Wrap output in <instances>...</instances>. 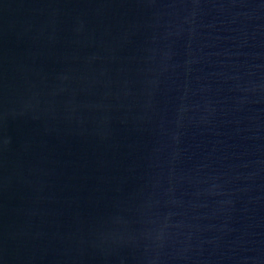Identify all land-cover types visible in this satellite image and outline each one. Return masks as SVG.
I'll return each mask as SVG.
<instances>
[{"label": "water", "instance_id": "95a60500", "mask_svg": "<svg viewBox=\"0 0 264 264\" xmlns=\"http://www.w3.org/2000/svg\"><path fill=\"white\" fill-rule=\"evenodd\" d=\"M0 264H264V0H0Z\"/></svg>", "mask_w": 264, "mask_h": 264}]
</instances>
